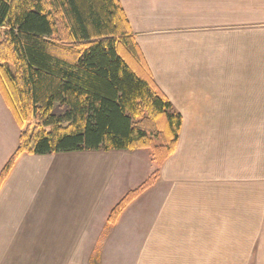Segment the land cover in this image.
Returning <instances> with one entry per match:
<instances>
[{
	"label": "crops",
	"instance_id": "crops-1",
	"mask_svg": "<svg viewBox=\"0 0 264 264\" xmlns=\"http://www.w3.org/2000/svg\"><path fill=\"white\" fill-rule=\"evenodd\" d=\"M120 1L156 84L181 113L183 126L257 122L255 110L264 112L259 64L264 67V50L261 42L238 38L261 34L264 23L202 22L199 6L206 8L208 0ZM4 130L0 125V174L19 145V138L16 142ZM180 143L155 186L131 203L115 226L108 223L115 206L104 207L111 206L110 188L132 169L151 165V156L149 163L132 164L144 153L22 155L0 189V264H64L96 229L118 231L130 223L144 230L136 264H239L245 251L238 240L233 244L240 236L238 186L208 179L189 184L197 166L194 172L178 158L184 151ZM77 157L89 165L78 164ZM83 179L87 182L80 185ZM141 180L135 183L146 181ZM102 209L105 225L99 221ZM102 248L99 242L93 251L96 264Z\"/></svg>",
	"mask_w": 264,
	"mask_h": 264
},
{
	"label": "trees",
	"instance_id": "trees-1",
	"mask_svg": "<svg viewBox=\"0 0 264 264\" xmlns=\"http://www.w3.org/2000/svg\"><path fill=\"white\" fill-rule=\"evenodd\" d=\"M0 93L21 130L0 189L22 155L149 150L160 179L183 117L156 84L120 0H0Z\"/></svg>",
	"mask_w": 264,
	"mask_h": 264
},
{
	"label": "rangeland",
	"instance_id": "rangeland-1",
	"mask_svg": "<svg viewBox=\"0 0 264 264\" xmlns=\"http://www.w3.org/2000/svg\"><path fill=\"white\" fill-rule=\"evenodd\" d=\"M205 6L207 7L202 8L201 5L199 6L201 12L198 14H200L201 19L198 20L202 22L218 24L234 22L245 24L252 22L264 23V0H208V5ZM189 7L190 11L192 8L195 11V4ZM215 15L217 18H215ZM254 38L256 40L252 41ZM238 40L248 41L250 44L261 42L262 50H264V30L261 31V34L255 36H240ZM259 64L261 69H264L263 63L259 62ZM255 111V120L257 121L255 124H191L182 126L181 134H183V138L182 140L179 138L178 142V145L181 142L180 144L184 148L182 149V151L184 150L183 153L178 158L185 165L191 166L189 168L194 172L197 166V174L193 176L192 180L187 181L190 182L189 184H197L198 186L207 179L216 180L225 187L229 183L237 184L241 217L237 230L240 232V236L239 238H233V244L238 240L241 250L245 251L239 253V264H264V112L257 109ZM244 120L252 121L248 118ZM0 125L4 126V131L8 136L10 135L11 139L14 138L18 142L21 131L11 111L6 106L1 93ZM137 153L144 154L138 155L130 163L136 164L137 161L140 164L149 163L151 156L149 150H139L135 153L126 152L127 155L131 156ZM88 161L79 157L75 159V162L83 165H89ZM93 164L95 166L99 165L98 162ZM128 165L131 164L128 163ZM155 169L152 161L149 166L142 165V169L140 167L141 172L135 171L134 168L127 175V178L118 179L116 185L110 188L111 192L106 200L111 206L104 207L112 209L120 201L122 194L136 189L142 183L136 184L135 181L137 182L139 179H142L141 181L146 180L153 174L152 172ZM207 176L212 178H206ZM84 181L83 179L80 185ZM92 181L95 183L102 182L101 179L100 181L97 179ZM103 209L101 212L103 216L100 217L99 221H103L105 225L107 218H105ZM134 211L136 212V210ZM246 217L249 220H244ZM128 226L129 229L128 227L127 229L120 228L118 231L116 229L112 231H105V228L96 229L97 235L90 238L87 243H83L84 240L81 239L80 244L82 246L79 249L77 247L79 251H75L74 258L64 264H96L93 259L95 256L93 251L99 242H101L103 248L102 253L100 252L98 264H136L135 249L137 248V240L138 243H142L141 235H143L144 230L138 231L133 223ZM149 232L147 229V234ZM234 232H236V229ZM105 234L109 235L108 238H105ZM227 239L225 237V240ZM0 256L2 257V254ZM92 260L93 262H91Z\"/></svg>",
	"mask_w": 264,
	"mask_h": 264
}]
</instances>
